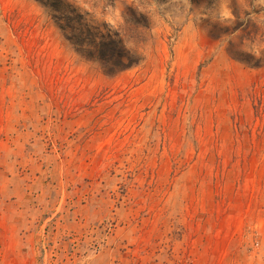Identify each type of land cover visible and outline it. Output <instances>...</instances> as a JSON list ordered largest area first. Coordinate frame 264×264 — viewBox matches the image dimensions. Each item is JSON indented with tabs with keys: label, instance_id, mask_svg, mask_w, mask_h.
<instances>
[{
	"label": "rangeland",
	"instance_id": "1",
	"mask_svg": "<svg viewBox=\"0 0 264 264\" xmlns=\"http://www.w3.org/2000/svg\"><path fill=\"white\" fill-rule=\"evenodd\" d=\"M61 1L139 61L0 0V264H264V0Z\"/></svg>",
	"mask_w": 264,
	"mask_h": 264
},
{
	"label": "trees",
	"instance_id": "2",
	"mask_svg": "<svg viewBox=\"0 0 264 264\" xmlns=\"http://www.w3.org/2000/svg\"><path fill=\"white\" fill-rule=\"evenodd\" d=\"M45 6L50 17L62 31L65 38L78 48L79 52L98 62L108 75L119 74L138 63L139 57L110 34H99L81 24V16L61 0H38ZM125 29L134 33L138 43L147 37L148 24L142 15L134 12L125 14Z\"/></svg>",
	"mask_w": 264,
	"mask_h": 264
}]
</instances>
